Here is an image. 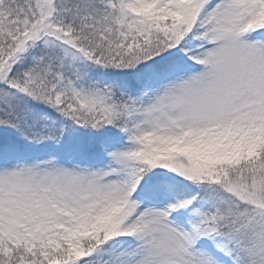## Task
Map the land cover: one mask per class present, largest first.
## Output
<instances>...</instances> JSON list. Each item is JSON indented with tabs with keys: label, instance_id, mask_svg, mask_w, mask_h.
Returning a JSON list of instances; mask_svg holds the SVG:
<instances>
[{
	"label": "snow or ice",
	"instance_id": "obj_1",
	"mask_svg": "<svg viewBox=\"0 0 264 264\" xmlns=\"http://www.w3.org/2000/svg\"><path fill=\"white\" fill-rule=\"evenodd\" d=\"M0 264H264V0H0Z\"/></svg>",
	"mask_w": 264,
	"mask_h": 264
}]
</instances>
